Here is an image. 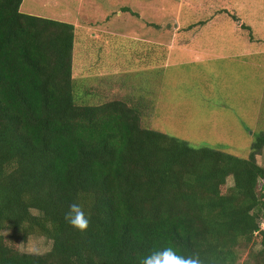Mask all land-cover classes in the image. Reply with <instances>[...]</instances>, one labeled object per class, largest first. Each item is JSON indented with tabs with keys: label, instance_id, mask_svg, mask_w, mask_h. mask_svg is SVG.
<instances>
[{
	"label": "trees",
	"instance_id": "trees-1",
	"mask_svg": "<svg viewBox=\"0 0 264 264\" xmlns=\"http://www.w3.org/2000/svg\"><path fill=\"white\" fill-rule=\"evenodd\" d=\"M20 2L0 0V264H141L164 247L264 264V133L240 158L140 127L137 105L79 102L73 25ZM71 203L90 218L83 233L64 220ZM4 229L50 247L22 253Z\"/></svg>",
	"mask_w": 264,
	"mask_h": 264
},
{
	"label": "rangeland",
	"instance_id": "rangeland-1",
	"mask_svg": "<svg viewBox=\"0 0 264 264\" xmlns=\"http://www.w3.org/2000/svg\"><path fill=\"white\" fill-rule=\"evenodd\" d=\"M19 11L73 25L79 102L137 105L140 127L240 158L264 133V0H21ZM1 235L18 251L50 247Z\"/></svg>",
	"mask_w": 264,
	"mask_h": 264
},
{
	"label": "clouds",
	"instance_id": "clouds-1",
	"mask_svg": "<svg viewBox=\"0 0 264 264\" xmlns=\"http://www.w3.org/2000/svg\"><path fill=\"white\" fill-rule=\"evenodd\" d=\"M65 222L72 228L85 232L89 228L90 218L85 215L83 208L78 203L69 204L68 211L64 214ZM19 251L30 255H39L40 248L35 243H29L26 247L25 243H20ZM262 249L257 248V251ZM141 264H206V260L199 252L178 253L173 247H164L162 249L153 250L144 256Z\"/></svg>",
	"mask_w": 264,
	"mask_h": 264
},
{
	"label": "built area",
	"instance_id": "built-area-1",
	"mask_svg": "<svg viewBox=\"0 0 264 264\" xmlns=\"http://www.w3.org/2000/svg\"><path fill=\"white\" fill-rule=\"evenodd\" d=\"M259 228L260 229H263L264 228V221H261L260 224H259Z\"/></svg>",
	"mask_w": 264,
	"mask_h": 264
}]
</instances>
